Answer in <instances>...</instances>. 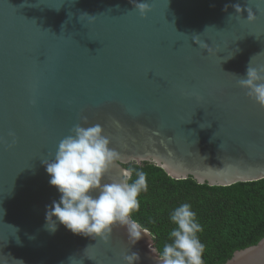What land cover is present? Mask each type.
<instances>
[{"label":"water","instance_id":"1","mask_svg":"<svg viewBox=\"0 0 264 264\" xmlns=\"http://www.w3.org/2000/svg\"><path fill=\"white\" fill-rule=\"evenodd\" d=\"M249 64L264 68V0H0V264H158L147 230L133 245L119 225L108 243L46 229L60 194L42 161L76 124L119 154L105 183L144 162L211 187L263 180ZM225 264H264V239Z\"/></svg>","mask_w":264,"mask_h":264},{"label":"clouds","instance_id":"2","mask_svg":"<svg viewBox=\"0 0 264 264\" xmlns=\"http://www.w3.org/2000/svg\"><path fill=\"white\" fill-rule=\"evenodd\" d=\"M233 7L236 12L241 11L239 4ZM134 9L141 16L150 11L146 3H136ZM247 20L250 23L255 21L250 10ZM250 64L246 75L239 77L237 83L250 99L264 108V68L257 70ZM84 123H87L86 118ZM9 136L14 144L15 134L9 132ZM110 143L99 124L87 127L76 124L59 142L54 159L42 161L50 177L49 184L60 194L59 200L53 201L46 211L49 232L57 230L58 222L75 235L108 243L113 228L119 225L126 228L133 245L145 235L146 230L132 218V214L140 208L138 197L141 192L147 191L146 176L137 172L136 179L128 183L131 172L125 171L124 179L119 182H103L119 159ZM170 220L175 225L169 233L171 242L164 244L158 264H204L205 245L198 235L203 228L191 205L183 203L175 207ZM139 259V254L133 252L124 257V264H138ZM18 262L23 264V261Z\"/></svg>","mask_w":264,"mask_h":264},{"label":"trees","instance_id":"3","mask_svg":"<svg viewBox=\"0 0 264 264\" xmlns=\"http://www.w3.org/2000/svg\"><path fill=\"white\" fill-rule=\"evenodd\" d=\"M128 183L143 172L147 191L138 197L140 208L132 214L154 238L161 253L170 243L169 233L175 225L170 220L172 210L189 203L203 231L199 233L205 245L204 264H225L235 252L257 245L264 239V179L237 183L228 187L198 184L192 177L175 180L152 163H130Z\"/></svg>","mask_w":264,"mask_h":264}]
</instances>
